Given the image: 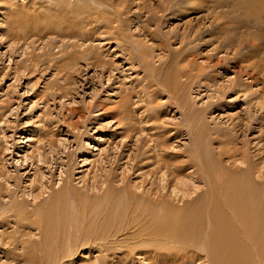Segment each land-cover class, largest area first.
I'll use <instances>...</instances> for the list:
<instances>
[{
  "label": "rangeland",
  "instance_id": "1",
  "mask_svg": "<svg viewBox=\"0 0 264 264\" xmlns=\"http://www.w3.org/2000/svg\"><path fill=\"white\" fill-rule=\"evenodd\" d=\"M263 18L264 0H0V264L62 196L91 222L112 198L107 218L185 208L208 159L264 181ZM123 225L62 264H149Z\"/></svg>",
  "mask_w": 264,
  "mask_h": 264
},
{
  "label": "bare ground",
  "instance_id": "2",
  "mask_svg": "<svg viewBox=\"0 0 264 264\" xmlns=\"http://www.w3.org/2000/svg\"><path fill=\"white\" fill-rule=\"evenodd\" d=\"M244 6L247 8V4ZM246 11L249 12L248 9ZM223 14L226 16V13ZM249 17L246 19L250 20ZM245 25L247 27V23ZM261 28L264 29L263 24ZM170 71L161 86L163 90H172L169 91L173 94L181 85L178 80L183 75L172 68ZM221 162L222 159L217 157L199 163L197 181L204 183L206 191L185 208L162 201L157 207L156 203H151L147 207L135 206L129 212L123 208L116 216L107 218L113 206L116 209L115 204L112 206V198L104 211L97 215L98 218L96 216V220H91L88 216L91 220L88 222L84 212L79 211L73 216L70 214L73 208L69 213L67 205L65 208L56 204L63 198L60 194V199L55 197L59 201L53 200L55 203L51 201V204L33 213L35 219H31V224L40 230L41 239L28 241V246L23 240V243L12 247L10 253H1L9 254L19 264H62L65 257L73 255L82 240H85L81 242L83 245L87 242L100 243L113 222L124 221L123 231L134 234L135 243L139 245L140 253L150 259L149 264H264V181L252 168L242 170L234 163L236 169H231ZM164 171L163 177L166 175ZM182 194H186V189L182 190ZM20 210L19 219L22 221L31 216ZM70 217L74 218L76 225L71 226ZM80 220L87 227H79ZM83 229L86 230L84 233Z\"/></svg>",
  "mask_w": 264,
  "mask_h": 264
}]
</instances>
